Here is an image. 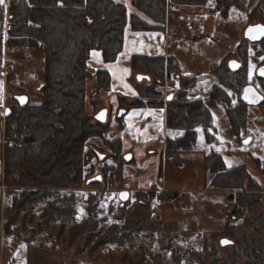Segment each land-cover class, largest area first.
<instances>
[{
  "label": "rangeland",
  "instance_id": "obj_1",
  "mask_svg": "<svg viewBox=\"0 0 264 264\" xmlns=\"http://www.w3.org/2000/svg\"><path fill=\"white\" fill-rule=\"evenodd\" d=\"M215 5V0H207L206 5L172 6L171 28L176 32L181 30L184 39L178 52L180 69L187 74L198 70L200 77H183L182 72L178 68L172 69L165 59L163 82H159L161 95L151 99L154 102L149 100V104L134 105L133 97L139 96V93L132 96L114 90L111 71L92 65L90 56L96 48L90 50L86 60L88 67L106 70L107 73L103 75L108 76V79L98 94L93 92L94 97L86 94L85 109L95 118L98 110L107 107L108 115L104 121L106 128L86 141L85 149L89 151V156L83 168V180L55 189L52 187L51 193L56 191L57 194L46 193L38 202L15 214V217L14 203L20 201V190L26 186L13 184L9 188L5 180L6 177L8 179L4 174L8 138L6 106L14 102V93L21 92L28 94L32 103H38L44 49L39 39H35L36 44L33 42L26 46L16 43L20 34H13L8 29L9 19L5 17L0 28L3 44L0 60V231L4 234L7 250L1 264H155L154 257L150 255L155 252L161 253L166 264H176L170 259L171 249L183 252L190 248L202 249L205 244H219L220 237L215 233L219 232L217 229H222L229 218L232 210L230 205L234 201V198L230 199L229 193L237 195L252 186L250 193L258 195L261 200L257 209H264V102L247 106L243 125L234 127L227 107L239 105L240 91L222 85L217 73L211 70L234 47L248 19L264 20V14L250 15L234 7L224 13L220 10L221 6L216 8ZM167 14L168 5L166 17ZM183 19L185 25H182ZM179 20L181 24L176 29ZM261 47L259 43L249 44L247 81H254L255 86L259 83L254 76V69L264 60ZM146 70L131 68L132 74L127 81L136 90L137 84L152 85V79L140 81L136 77L138 73H147ZM206 70L212 75H206ZM178 73L183 78L177 77ZM98 80V75L93 71L87 79V85L91 87ZM212 88L218 90L216 95L211 94ZM182 90L186 92L185 97L201 99L211 110L215 140L207 141L199 125L195 128L197 140L193 150L181 152V159L174 160L166 157L165 153L163 155L161 150L166 148L168 140L175 139L183 131L168 128L163 118L170 93L175 97ZM198 96L200 98H194ZM92 98L101 101L97 108ZM143 109L147 111L143 113ZM146 116L152 118L149 123ZM164 129L165 145L159 144L156 139ZM116 144H120V147ZM210 151L221 154L227 169L243 165L252 179H245L239 187L215 188L211 184L214 173L204 169V156ZM127 152L132 153L128 161L124 159ZM99 154H103V158ZM184 157H188V160ZM14 172L17 176L18 173ZM28 177L31 176L28 174ZM254 181L258 186H254ZM152 182L155 184L151 185ZM30 187L36 189V186ZM123 189L130 192V197L124 202L119 197ZM161 191L172 196H160ZM70 193L74 195V219L63 216L42 225L41 215L48 201ZM140 203L148 204V211L139 209L137 204ZM57 205L60 207L59 203ZM140 214L149 217L148 220L137 222ZM249 214V211L243 212L244 216ZM236 216L237 213L230 219L239 222ZM85 221H94L97 230L89 228L78 231V226ZM129 222H135L139 229L131 242L126 238L130 225L133 226ZM155 222H161L163 226L159 230L152 229ZM110 226L118 228L121 235L124 234L121 242H105L101 239ZM244 230L247 235L253 234L251 228ZM231 245L219 249L217 256L230 255L233 251ZM214 258L206 257L205 263L209 264ZM229 259L225 264H239L244 260ZM180 264L200 263H189L184 257Z\"/></svg>",
  "mask_w": 264,
  "mask_h": 264
},
{
  "label": "trees",
  "instance_id": "obj_2",
  "mask_svg": "<svg viewBox=\"0 0 264 264\" xmlns=\"http://www.w3.org/2000/svg\"><path fill=\"white\" fill-rule=\"evenodd\" d=\"M206 1L133 0L141 11L159 22V24H150L135 14L129 15L126 7L115 0H11L8 28L13 34H20V38L15 40L16 43L26 46L33 42L36 44L35 39H39L44 49L43 77L38 89L40 93L38 103H32L29 100L27 104L20 105L14 102L9 106V110L6 109L8 138L5 145L4 174L8 176V179L6 177L5 180L9 188L13 184L26 186L20 190L18 198L20 201L14 203V217L28 205L38 202L46 193L57 194L56 191L51 193L52 187L55 189L57 186L71 185L83 180V168L89 156V151L85 149L86 141L92 135L102 132L107 125L95 119L93 114H88L85 109L86 94L94 97L93 92L98 94V90L108 79V76L103 75L107 73L106 70H93L88 67L86 60L90 50L99 49L105 60L115 59L123 45L124 29L128 18L131 26L136 29L157 28L165 22L168 2L203 4ZM223 2L222 12L226 13L228 7L234 5L236 0H223ZM1 9L2 6H0V28L4 24V13ZM258 43L262 44L261 48L264 50V38ZM2 47L0 31V60ZM234 50V53L230 50L224 54L221 61L212 66L211 70L217 73L222 85L240 91L239 105L227 107L231 123L237 127L245 121L247 114L248 104L241 100L240 93L248 83L249 44L240 42ZM232 56L240 63L236 69L228 63L229 57ZM165 59L172 69L178 68V62H175L172 56L132 55V69L146 68L148 71L146 70L147 73L143 72V74L149 75L153 81L152 85L148 86L142 83L136 85L139 96L133 97L132 104L143 106L146 103L149 104V100L160 97L159 82H163ZM93 71L98 75L99 80L90 87L87 85V79ZM217 92V89H211L212 95H216ZM185 96L186 92L182 90L175 97L172 95L170 99L167 98L165 109V125L168 128L183 131L180 136L168 140L166 148L161 150L163 155L165 153L166 157L174 160L181 159L179 157L181 152L193 150L197 140L195 128L199 125L207 141L215 140L211 110L201 99H190ZM91 100L96 108L101 103L94 98ZM116 145L120 147V144ZM183 159L188 160V157ZM204 169L206 172L214 173L211 184L218 189L239 187L244 184L245 179H252L243 165L227 169L218 151L205 154ZM14 171L18 173L17 176L14 175ZM218 171L220 172L217 173ZM28 174L31 177H28ZM154 184V182L151 183V185ZM253 184L257 185L255 181ZM30 186H36V189ZM251 188L252 186L237 195L229 193L230 199L234 198V201L230 205L232 210L229 218L222 229H217L219 232L215 233L218 238L220 237L219 244H205L202 249L190 248L183 252L171 249L169 250L170 259L180 264L186 257L189 263L206 264L205 258L214 256L215 258L209 264H225L230 257L235 261L244 259L239 264H264V209H257L261 205V200L258 195L250 193ZM159 195L172 196L166 191H161ZM137 206L143 211H148L149 208L146 203H140ZM245 211H249L250 214L244 216ZM235 213L240 223L230 219L235 216ZM63 216L74 219L72 193L59 195L48 201L41 215L42 225ZM148 218L140 214L137 222L146 221ZM135 222H129V225L133 224V226L130 225L131 229L126 233V238L130 242L134 240L139 230ZM162 226L161 222H155L152 229L159 230ZM89 228L96 231V223L85 221L78 226V231ZM244 228L253 229V234L247 235ZM213 230L215 229L211 231ZM100 233L98 231V234ZM122 235L118 228L110 226L102 234L101 239L105 242H121ZM225 237L232 242L222 244L221 240ZM230 244L233 250L230 255L217 256L219 249ZM150 255L154 257L155 264H166L160 252Z\"/></svg>",
  "mask_w": 264,
  "mask_h": 264
},
{
  "label": "crops",
  "instance_id": "obj_3",
  "mask_svg": "<svg viewBox=\"0 0 264 264\" xmlns=\"http://www.w3.org/2000/svg\"><path fill=\"white\" fill-rule=\"evenodd\" d=\"M115 1L122 3L126 7L127 13L129 15L135 14L138 17L142 18L147 23L159 24V22L155 21L149 15L141 11L133 3V0H115ZM174 5L178 6L181 4L174 2L168 4V14H167L168 17H166L165 22L161 23L162 24L161 27L151 28V29H136L131 26L130 19L128 18V22L124 29L122 49L117 54V57L114 60L107 62L103 59L100 50L97 49L92 50L91 52L92 55L90 56V60L92 59V65L106 67L111 71L113 77L112 81L114 84L113 86L114 90L132 96L138 94V91L134 87H132V84H130L129 81H127L129 80L132 74L131 59L133 54H144L150 56L163 55L165 57L172 56L174 61L178 62V70L182 72L181 75L183 77H200L198 70H193L190 72V74H187L180 69L178 52L182 48L184 39L181 37V30H178V32H176L174 31L173 28H171L172 17L170 10ZM180 24L181 22L179 20V24H177L176 29L179 28L178 25ZM94 53L96 55H94ZM208 70H206L207 71L206 75H212V73L209 72ZM181 75L180 73H178L177 77H182ZM204 76L205 75H201V77ZM189 92L190 91L188 90V94ZM194 98H200V96ZM145 111L147 110L143 109V113ZM148 116H146L147 123H149L152 120V118ZM164 117H165V112H164ZM164 119L165 118H163V121ZM3 235L4 234L1 233L0 231V255H2V258L0 257V264L2 263L1 261H3L4 254L7 250L6 240ZM12 253L13 250H11V254Z\"/></svg>",
  "mask_w": 264,
  "mask_h": 264
},
{
  "label": "water",
  "instance_id": "obj_4",
  "mask_svg": "<svg viewBox=\"0 0 264 264\" xmlns=\"http://www.w3.org/2000/svg\"><path fill=\"white\" fill-rule=\"evenodd\" d=\"M249 29H251V31H249ZM244 36L252 41H258L264 38V23L262 22H258V23H252L246 26L245 31H244ZM229 65L233 68L236 69L238 67V63H234V60H229ZM262 70H264V63L258 65L257 69H256V74L258 76L264 77V73H262ZM138 80H142L144 78L150 79L149 75H144L142 73H138L136 75ZM247 90V91H246ZM172 97V95L168 96V99H170ZM15 98L19 101L20 105H25L28 103L29 101V95L26 93H20V94H16ZM20 98H23V100H21ZM263 99V95L262 93L257 89V87L254 84H246L241 92V100H243L245 103L247 104H257L259 102H261ZM9 110V109H8ZM123 110H120V112H122ZM103 113V117L102 118H98L100 117V114ZM7 114V112H6ZM107 115H108V108L107 107H103L102 109L98 110L95 113V118L99 121H106L107 119ZM103 154H99L100 158H103ZM132 157V153L131 152H127L124 155V159L125 160H130ZM100 176H98L99 178ZM97 178V177H96ZM119 197L120 199L124 202L125 200H127L130 197V192L128 189H123L120 191L119 193ZM224 241H228V243L232 242L229 238H223L221 240L222 244Z\"/></svg>",
  "mask_w": 264,
  "mask_h": 264
},
{
  "label": "flooded vegetation",
  "instance_id": "obj_5",
  "mask_svg": "<svg viewBox=\"0 0 264 264\" xmlns=\"http://www.w3.org/2000/svg\"><path fill=\"white\" fill-rule=\"evenodd\" d=\"M207 2V1H206ZM10 3H11V0H5V4H6V7H4V6H2V9H1V12H3L4 13V17H3V23H4V20H5V17H7L8 19H10ZM215 3H216V5H215V7L217 8L218 6H221V8H220V10H222V8H223V6H224V2H223V0H215ZM181 4H189V3H181ZM189 5H191V4H189ZM193 5H206V3H203V4H193ZM236 8L238 11H241V12H243V11H245V12H247V13H249L250 15H252L253 13L255 14V13H259V14H264V0H236V3L234 4V5H232V6H230V7H228V10L229 9H232V8ZM248 14V15H249ZM249 17V16H248ZM247 17V18H248ZM184 21L182 22V25H185V19H183ZM258 22H262V23H264V20H262V19H260V18H257V19H255V20H252V21H249V19H248V21L244 24V26H243V29H242V35H241V37L240 38H238L236 41H235V43H234V47L233 48H231V52H233L234 53V48H235V46L237 45V44H239L240 42L241 43H243V44H252V43H258L259 41H261V40H256V41H252V40H250V39H248V38H246L245 36H244V31H245V28H246V26L247 25H249V24H252V23H258ZM7 27H9V23H8V25H7ZM9 29V28H8ZM234 57L232 56V57H229V59H228V61L229 60H232ZM234 60V63H238L239 65H240V63L234 58L233 59ZM262 63H264V60L263 61H260L259 62V64H257V66L255 67V69H254V72H255V77H256V80H257V82L259 83V85H257L256 87H257V89L262 93V95H263V99H262V101L261 102H259L258 104H260V103H263L264 102V77H261V76H258L257 74H256V69H257V67H258V65H260V64H262ZM239 65H238V67H239ZM253 80H255V79H253ZM254 81H252V82H248L247 84H249V83H251V84H254L253 83ZM243 89V88H242ZM242 92V91H241ZM21 93H23V92H21ZM15 93L12 95V99L14 100V102H18L19 103V101L15 98ZM170 95H172L171 93H170ZM240 98H241V94H240ZM13 102V103H14ZM13 103H11V104H13ZM11 104H9L8 106H6V109H9V106L11 105ZM20 104V103H19ZM247 104V103H246ZM249 105H252V104H248V107H249ZM257 105V104H256Z\"/></svg>",
  "mask_w": 264,
  "mask_h": 264
},
{
  "label": "built area",
  "instance_id": "obj_6",
  "mask_svg": "<svg viewBox=\"0 0 264 264\" xmlns=\"http://www.w3.org/2000/svg\"><path fill=\"white\" fill-rule=\"evenodd\" d=\"M157 141L159 142V144H163V145L166 144V132H165V129L158 133Z\"/></svg>",
  "mask_w": 264,
  "mask_h": 264
},
{
  "label": "snow or ice",
  "instance_id": "obj_7",
  "mask_svg": "<svg viewBox=\"0 0 264 264\" xmlns=\"http://www.w3.org/2000/svg\"><path fill=\"white\" fill-rule=\"evenodd\" d=\"M0 6L6 7L5 0H0ZM249 31H251V29H249ZM94 55H96V54L94 53ZM262 59H264V58H262ZM262 73H264V70H262ZM20 99L23 100V98H20ZM102 117H103V113H101L100 117H98V118H102ZM223 243L227 244L228 241H224Z\"/></svg>",
  "mask_w": 264,
  "mask_h": 264
}]
</instances>
